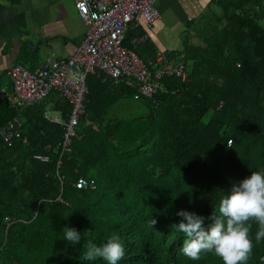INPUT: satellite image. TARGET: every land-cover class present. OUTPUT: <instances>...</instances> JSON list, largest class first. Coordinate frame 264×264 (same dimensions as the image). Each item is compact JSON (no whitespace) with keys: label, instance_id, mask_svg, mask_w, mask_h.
I'll return each instance as SVG.
<instances>
[{"label":"trees","instance_id":"trees-1","mask_svg":"<svg viewBox=\"0 0 264 264\" xmlns=\"http://www.w3.org/2000/svg\"><path fill=\"white\" fill-rule=\"evenodd\" d=\"M209 1L215 9L198 29L202 44L182 50L187 79L163 75L153 97L134 99L133 88L100 71L86 74L77 137L60 157L67 102L52 89L19 111V136L0 139V264H107L86 260V244L113 234L125 249L117 264H223L213 252L186 257V236L172 225L185 210L208 230L233 184L264 172V7L262 0ZM133 35L128 30L123 44ZM122 98L143 111L116 113ZM48 104L60 123L44 117ZM16 115L8 96L0 101V126ZM80 177L93 188H76ZM247 223L246 264H264L259 225ZM64 227L81 234L79 244L64 239Z\"/></svg>","mask_w":264,"mask_h":264},{"label":"built area","instance_id":"built-area-1","mask_svg":"<svg viewBox=\"0 0 264 264\" xmlns=\"http://www.w3.org/2000/svg\"><path fill=\"white\" fill-rule=\"evenodd\" d=\"M156 0H71L74 10L83 25V37L67 58L46 57L33 71L18 63H12L6 70L11 93L9 103L17 112L0 126V139L10 143L21 131L19 111L28 105L42 100L54 89L62 100L69 105L66 120L62 122L64 130L57 143L59 157L70 149L71 139L77 137L75 126L83 114V100L86 93L84 83L86 74L100 71L111 78L113 83L121 82L133 88V98H151L160 87L159 79L163 75H172L183 81L188 77V69L177 55L155 51L152 58L143 61L133 47L143 43L147 34H135L128 46L123 44L125 34L143 23L150 29L159 18ZM264 7V0H262ZM259 8L255 7L254 11ZM45 117V116H44ZM50 121H61L46 117ZM26 142V138H22ZM40 161H47L46 155L35 156ZM59 164L57 160L56 165ZM54 176L61 178L55 172ZM76 188H93L91 179L78 178ZM61 189V187L59 188ZM60 194V193H59ZM58 194V195H59ZM57 201L62 200L57 196ZM264 262V254L260 256Z\"/></svg>","mask_w":264,"mask_h":264},{"label":"crops","instance_id":"crops-1","mask_svg":"<svg viewBox=\"0 0 264 264\" xmlns=\"http://www.w3.org/2000/svg\"><path fill=\"white\" fill-rule=\"evenodd\" d=\"M155 6L159 18L150 29L141 23L130 30L134 35L147 34L146 41L133 49L146 60L159 50L183 62L184 45L202 44L198 29L215 8L209 0H156ZM82 37L83 25L71 0H0V90L9 89H4L5 72L12 63L33 70L46 57L67 58ZM50 105L44 116L59 117V110H51ZM117 106L112 109L118 113Z\"/></svg>","mask_w":264,"mask_h":264},{"label":"clouds","instance_id":"clouds-1","mask_svg":"<svg viewBox=\"0 0 264 264\" xmlns=\"http://www.w3.org/2000/svg\"><path fill=\"white\" fill-rule=\"evenodd\" d=\"M177 215L183 219L172 227L186 236L181 246L186 257L199 260L201 253L213 252L223 264H246L253 248L249 235L251 225L247 222L256 221L259 228L255 240L264 239V172L252 171L250 176L233 184L230 192L220 200L219 215L214 214V222L208 230L202 226V216L185 210L178 211ZM155 223L152 219L150 226ZM63 232L64 239L72 245L80 243L81 234L75 228L64 227ZM86 249V260L102 258L107 264H117L125 255L120 238L115 234L99 246L88 241Z\"/></svg>","mask_w":264,"mask_h":264},{"label":"rangeland","instance_id":"rangeland-1","mask_svg":"<svg viewBox=\"0 0 264 264\" xmlns=\"http://www.w3.org/2000/svg\"><path fill=\"white\" fill-rule=\"evenodd\" d=\"M212 5V4H211ZM24 65V67H26L27 68V66L25 65V64H23ZM1 78H2V80L3 81H6V78H5V76H1ZM1 84H3V83H1ZM6 84V83H5ZM10 90L8 89L7 90V95L8 94H10V92H9ZM9 97V96H8ZM118 106V108H120L123 112L122 113H124V114H127V113H132V114H136L137 112H141V111H143V109L139 106V104H138V102H135V101H131V100H129V99H127V98H122L120 101H119V103L117 104ZM135 108V109H134ZM119 109V110H120ZM117 113V112H116ZM208 115V114H207ZM206 115V116H207ZM54 117L56 118V119H59V117L58 116H56V115H54ZM207 118V117H206Z\"/></svg>","mask_w":264,"mask_h":264},{"label":"water","instance_id":"water-1","mask_svg":"<svg viewBox=\"0 0 264 264\" xmlns=\"http://www.w3.org/2000/svg\"><path fill=\"white\" fill-rule=\"evenodd\" d=\"M3 101L5 104H7V96H6V93L5 91L3 90H0V101Z\"/></svg>","mask_w":264,"mask_h":264}]
</instances>
